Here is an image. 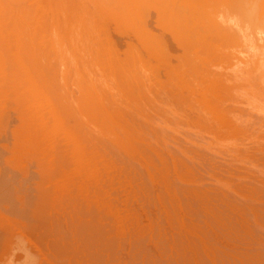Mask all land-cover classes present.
Instances as JSON below:
<instances>
[{
    "label": "bare ground",
    "instance_id": "6f19581e",
    "mask_svg": "<svg viewBox=\"0 0 264 264\" xmlns=\"http://www.w3.org/2000/svg\"><path fill=\"white\" fill-rule=\"evenodd\" d=\"M27 183L88 199L96 263L264 264V0H0Z\"/></svg>",
    "mask_w": 264,
    "mask_h": 264
},
{
    "label": "rangeland",
    "instance_id": "374dc122",
    "mask_svg": "<svg viewBox=\"0 0 264 264\" xmlns=\"http://www.w3.org/2000/svg\"><path fill=\"white\" fill-rule=\"evenodd\" d=\"M18 186L0 195V264H100L85 196L48 183Z\"/></svg>",
    "mask_w": 264,
    "mask_h": 264
}]
</instances>
